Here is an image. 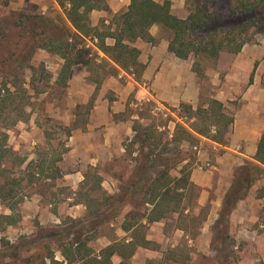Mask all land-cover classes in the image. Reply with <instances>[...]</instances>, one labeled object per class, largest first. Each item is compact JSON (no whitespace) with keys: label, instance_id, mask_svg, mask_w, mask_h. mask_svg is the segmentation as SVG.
<instances>
[{"label":"trees","instance_id":"16d2710c","mask_svg":"<svg viewBox=\"0 0 264 264\" xmlns=\"http://www.w3.org/2000/svg\"><path fill=\"white\" fill-rule=\"evenodd\" d=\"M228 1L232 4V10L228 13L232 23L228 29L215 32V28L220 27L215 25L222 18L210 12L206 4L183 19L172 13L170 1L131 0L125 11L116 14L111 13L108 0L59 1L70 26L57 24L41 15L19 14L15 26L25 32L22 44L7 59H0V199L1 205L11 211V214L0 216L2 223L8 226L19 223L14 216L18 201L13 202L12 199L17 195L16 189L21 191L23 188V178H10V172L3 168L2 163L6 153L7 131L19 122L29 121L31 117L29 109L33 96L25 87L22 77L26 70H30L33 80H51V75L43 66L38 69L30 64L36 50L61 56L65 63L60 80L66 81L74 66L83 64L91 68L95 64L93 60H83L86 56L84 47L79 46L86 39L97 41L96 47L106 56L101 58L97 70H102L105 76H115L121 70L140 81L146 65L140 61L141 50L134 44L142 40L156 45L158 40L150 33L154 26L168 34V51L182 60L192 55H205L217 60L222 52L239 54L245 45L252 42L249 36L252 29L264 36V0ZM94 11L112 15V19L109 22L100 20L98 25H93L91 14ZM8 26L9 22L0 18V44L6 37ZM109 39L113 41L112 44L107 43ZM92 70L97 71L95 68ZM95 82L100 83V80ZM38 86L34 85L32 89L36 94H41L44 90ZM96 89H99V85ZM87 106L86 114L76 115L73 126L61 127L66 137L65 142L59 143L63 149L61 153L55 158L45 156L37 163L29 162L25 168L21 167L28 186L44 182L48 183L49 189L60 177L58 164L68 151V139L80 128L77 123L82 121L84 126L88 123L93 106ZM178 109L184 114L181 117L191 123H177L173 130L169 129L168 120L137 115L139 119L134 120L133 124L134 135L125 147L134 163L133 168L127 179L119 176L116 194L103 190L99 174H92V179L87 174L76 192L87 208L84 217L68 218L69 224L64 227H39L33 236L22 239L18 244L4 240L0 258L11 257L24 264H114L112 257L116 255L121 259L120 264H131L140 248L163 254L160 260L147 259L144 264L179 263L180 257L187 258L178 254L179 247L162 251L161 245L150 240L147 232L154 223L164 222L167 226V222L172 221L174 230L182 231L184 238L195 241L200 237L210 206L198 208L200 188L190 177L198 165V151L203 138L223 146L230 143L229 132L235 114L217 99H211L207 106L200 105L197 109L182 102ZM254 160L258 164L247 162L236 168L219 218L212 226L211 247L218 264H233L230 259L236 254V241L230 233V218L239 202L248 197L255 182L264 179V132ZM24 163L25 160L20 161V164ZM31 166L34 168L31 169ZM258 198H264V189L258 192ZM122 215L121 229L126 236L100 250L93 249L89 244L93 233ZM165 231L167 233V229ZM50 242L58 245L61 260L56 259L54 252H49L45 257L35 256V251L41 245Z\"/></svg>","mask_w":264,"mask_h":264},{"label":"rangeland","instance_id":"374dc122","mask_svg":"<svg viewBox=\"0 0 264 264\" xmlns=\"http://www.w3.org/2000/svg\"><path fill=\"white\" fill-rule=\"evenodd\" d=\"M59 1L62 2V0H40V2L38 3H33L30 0H0V18L4 19L5 22H9L6 37L0 44V59H7L13 52L17 51L22 44L25 32L22 28H18L15 26V22L18 20V16L21 13L41 15L48 20L56 22L57 24L70 26L63 13V10H61ZM204 4L209 7L210 12L222 18V20L217 25H215L220 27H217L215 28L216 30L213 29L214 31H212L215 32L218 30L228 29V26L232 23V20L228 18V13L232 10V4L228 0H188L187 11L188 13H190L191 11L196 10L198 7L203 6ZM113 12L114 11H112L111 13ZM111 19L112 15H108L104 12H95L94 14H91L93 25H98L100 20H107L109 22ZM156 30L157 31L155 33V37L158 40V43L156 45H159L161 43H169L168 34L162 32L159 27ZM250 35L252 38V42L245 45L244 49L245 51H250L252 52V54H254L255 46L261 45L264 47V36H262L261 34H257L253 29L251 30L249 36ZM107 43L112 44L113 41L109 39L107 40ZM27 44H29V42H27ZM96 44L97 41L86 39L84 40L82 45L79 46L80 48L84 47V53L86 56L83 60H93L95 61L96 65L93 64L91 68L88 67L89 69L83 64L74 66L66 81L60 80V73L65 61L61 58V56L49 54L47 51L42 49H38L35 51L30 64L38 69L43 66L45 70L51 75V80L49 82H39V80H33V73L30 70H26L25 75L22 77L25 83V87L33 96L31 100L32 107L31 109H29V111L31 112V117L29 121L19 122L14 128L7 131L8 139L6 143V153L2 163L3 168L10 172V175H8L10 178H19L21 176L23 178V188L21 189V191L16 189L17 195L12 199L13 202L18 201V207L14 212V216L15 218H18L19 223H17V225L15 226H8L4 221V223H2V220H0V250L4 248V240L5 242H10L11 244H18L22 239L33 236L38 231L39 227L55 228L58 225L64 227L69 224V220L66 217L60 219V223L58 224L48 222L44 225H41L40 221L33 217L32 213L34 211V208L31 207L32 205L25 204L27 202H30L34 195H39L42 191L45 192L43 201L44 203L54 198V192L59 193L56 197L59 201L58 203L64 201L67 196H73L74 191L71 187L65 184L64 180L61 179L62 176L60 175V177L58 178L59 181H57L58 179L56 180L57 188L54 189H48L47 186L44 185L46 184L44 182H40L35 186H28L25 174H23L24 169H21V167L25 168L26 164L29 162L37 163L45 156H48L49 159L55 158L59 154V152L61 153L63 149L60 147L59 143L65 142L66 138L61 127L73 126L75 121L77 120L76 115L86 114L88 110V104H92L94 108L98 97H101L100 90L102 91L103 89L104 99L108 100V102L110 103L108 108L110 113L113 114L114 109L112 108V106L114 100H116V82H118L122 86L126 85L128 81L131 80L142 83V80L138 81L139 78L133 77L121 70H119V73L115 76H105L102 70H97L96 66L100 65L101 58H106V56L100 50H98ZM134 45L139 49H143L144 51H147L150 48L149 43L143 42L141 40H137ZM262 50H264V48H262ZM219 55L220 56L217 60H214L211 57H206L205 55H200L198 57L192 55L187 60L176 61L178 64L191 66L192 71L198 77V84L202 90L199 106H207L210 100L213 99L210 98L209 95H216V92H218L219 94L222 89L223 91H225L226 88L222 85L228 82L227 77L230 70L232 69V71H234L236 69H239L237 66L240 65V58L242 56H237V54H230L227 52H222ZM263 61L264 58L258 63L260 64ZM239 67L241 69V67L243 66ZM92 68H95V70L97 71H93ZM88 70H90L91 72H89ZM40 73L41 72H39L38 77H40ZM96 80H100V83H96ZM34 85H39L38 87L42 88L44 92H42L41 94H36L32 89ZM98 85L99 89H97L96 92L88 98V101L86 103H83L82 100L84 99V96H87L88 91H91L90 86H95L97 88ZM144 87L146 91L150 93V95L155 96V92L153 91L149 83H147ZM243 90L244 88L240 89L239 91ZM240 98V96H236L235 99L232 102H229L230 104L227 105L231 113L235 114L234 107L238 106ZM178 108L179 106L173 107L167 104H165L164 107L160 106V104L152 99H150V101L145 100L143 102H139L137 99H135V94L132 93L128 99L124 117H127V119L130 120L129 117L133 114L147 118H149L150 116H154L157 119L161 118L166 121L168 120V124L172 128L170 130H173L177 123L183 124L184 122H187V118L181 117L184 114L180 113ZM98 119H102V115L101 117L97 116V123L100 121ZM108 123L109 124H104L103 126L107 127L109 125H112V135H116V115L111 117V119L109 118ZM190 123L191 122H187V124ZM77 125L80 126V129L84 127L82 121L77 123ZM202 142H204L203 146L205 147L207 146V144H209L204 138L202 139ZM113 155L114 156L112 157V159H109L107 157L106 160L99 165L98 171H90V166L85 168L83 171V173L86 171L90 175L91 179L93 178L92 174H100V176H102L103 178L102 184L104 186V190L108 194H116L117 175L123 174L125 178H127L129 173L125 170L127 169V167L124 166L125 164L122 158H118L119 162H116V141L113 142ZM22 160H25L24 164H20V161ZM116 164L120 165L122 167V170L120 166H117ZM202 167L203 169H206L208 166L204 165ZM30 168L33 169L34 166H31ZM215 179H217V177ZM260 181L262 184H259ZM218 189V194L222 193L224 196L229 190H226V192L224 193L226 189L225 187H215L211 190L210 200L212 198H216L215 192ZM262 189H264V179L255 182L254 186L249 192V195L251 194L252 196L258 197V192ZM77 199L81 200V196L78 195ZM253 202L254 201H250L249 205L254 207ZM207 205H209L211 208L210 203H208ZM254 209L258 211L256 207ZM3 214H11V211L1 205L0 199V216ZM26 215H29L30 217L26 218ZM121 222L122 218L119 217L117 220L99 227L98 230L93 233L94 237L89 242L90 246L95 250H100L116 239L122 238L124 236V233L119 229ZM261 225H263L264 228L263 216L259 218L258 221L254 224V228L260 230ZM165 229H167V233L166 231L164 232ZM149 234L152 236V239L154 241L160 242L165 250H167L168 247L173 248L171 246H176L179 247L178 254H181V256H191L190 260H186L183 259L184 257H180V259L182 260L180 261L181 264H187L189 262L192 263L191 258H194V255H196L197 246L204 243V241H202V238L201 240L200 238H197L193 242H190L189 239L184 238L181 233H177L174 230L172 221H168L167 226L162 224L154 225L151 231H149ZM236 243L238 244L241 242ZM253 243H256V241L253 240ZM49 252H54L55 256H57L56 259H62L58 245L54 242H50L46 245H41L35 251V256L40 255L41 257H45ZM235 252L236 254L234 255V257L230 259L232 260L233 264H239L242 257H248L249 253H251V256L256 255L255 251H251L249 253H247L246 251L243 254L237 250H235ZM145 257V254H139L137 256V259L135 260V263L138 264L139 262L143 261ZM113 258L116 264L117 258ZM186 261L188 262L186 263ZM195 262L197 264H215L211 259H209V257L203 254H197ZM0 264L24 263L21 260L7 257L0 258Z\"/></svg>","mask_w":264,"mask_h":264},{"label":"crops","instance_id":"0c3cea01","mask_svg":"<svg viewBox=\"0 0 264 264\" xmlns=\"http://www.w3.org/2000/svg\"><path fill=\"white\" fill-rule=\"evenodd\" d=\"M30 1L33 3L40 2V0ZM154 1L158 3L170 1L172 13L180 18L185 19L189 15L187 11L188 0ZM130 2L131 0H108L109 6L111 10L114 11V14L125 11L130 5ZM95 12L97 11H94L92 14ZM156 29H158V27L154 26L150 30V33L154 37L157 31ZM149 47L147 51L140 49V61L146 65V69L142 75V83L131 80L128 81L126 85L122 86L116 82V100H114L112 106L114 109L113 114L110 113L108 108L110 103L108 100L104 99L103 89L102 91L100 90L101 97H98L96 105L90 114L88 123L86 126L82 127V129L79 128L74 131L71 134L72 136L68 139L66 143L68 151L65 153L60 164H58V167L60 175L62 176L61 179L74 191L73 196H67L64 201L58 203L59 201L56 197L59 193L54 192V198L44 203L45 192H42L40 194L38 193L39 195H34L30 202L25 203L26 205H32L31 207L34 208L32 213L33 217L38 219L41 225L48 222L58 224L60 223V219L66 217L79 219L87 214L86 206L81 200L77 199L78 195L76 193L88 174L86 171L83 173V171L89 166L90 171H98L99 165L102 164L107 157L112 159L114 156V141H116V162H119L118 158H122L125 164L124 166L127 167L125 170L129 172L127 177H129L134 163L131 162L127 155L125 147L134 135V120L139 119V117L134 114L129 117L130 120L124 117L127 102L132 93L135 94V99L139 102L145 100L150 101V99H152L163 107L165 104L178 107L182 102L192 105L194 109L199 106L202 90L198 84V77L192 71V67L178 64L176 61H181L182 59L177 58L168 51V43H161L156 46H152L151 43H149ZM244 48L237 54V56H242L240 58V65L237 66L239 69L234 71L231 69L227 77V85H222L226 88L225 91L222 89L219 94L216 92V95H209L210 98L224 102L226 106L230 104L229 102H232L236 96H240L241 98L239 99L238 106L234 107L235 121L229 132L230 143L223 146L204 138L209 144L205 147L203 146L204 142H202L198 151V165L194 168L190 178L192 182L200 188V195L197 199L198 208L205 207L208 203L211 204V208L206 222L201 227V235L198 237L200 240L202 238L204 243L197 246L196 255H194V258H191L192 263H187L188 261H186L187 264H197L195 262L197 254H203L209 257L215 264H218L216 253L211 247L212 226L219 218L224 195L222 193L218 194V189L215 192L216 198L210 200L211 190L215 187H225V193L226 190L231 187L233 181L232 177H234L236 168L245 165L247 162L257 163L254 157L258 151V145L264 132V61L260 64L258 63L264 58V50H262L264 47L261 45L255 46L254 54L250 51H245ZM239 66L243 67L240 69ZM251 76L253 77L252 83H250ZM147 83L151 85L155 92V96L150 95V93L146 91L144 86ZM242 88H244V90L239 91ZM90 89L91 91H88V95L84 96L82 100L83 103H86L88 98L97 90L95 86H90ZM101 115L102 119H98L100 121L97 123V116L101 117ZM112 115H116V135H112V125L107 127L103 126L104 124H109V118L111 119V117H113ZM169 129H172L171 126H169ZM136 154L137 153H135V155ZM116 165L120 166L118 164ZM204 165L208 167L203 169L202 166ZM120 168L122 170L121 166ZM119 176L125 178L123 174L117 175L116 193L118 192L120 184ZM100 177L102 178V176ZM216 177L217 179H215ZM57 181H59V179ZM57 181H55L53 186L49 189L57 188ZM102 183L103 178L101 187L104 190ZM259 184H262L261 181ZM44 185L47 186L48 183ZM250 201H254V207L249 205ZM255 207L258 211L254 209ZM263 211L264 198H258L250 194L247 199L239 202L230 218V233L236 242H241L238 244L236 243L234 249L242 254L246 251L247 253L251 251L256 252V255L251 256V253H249V256L247 254L248 257H242L239 264H247V262L248 264H264V228L263 225L260 226V230L254 228V224L258 219L262 216L264 218ZM29 217V215H26V218ZM121 218L122 225L124 216L122 215ZM158 224L165 225L164 222H160L150 226L147 232L150 240L153 239L149 231H151L154 225ZM121 225L119 229L123 232ZM176 232L184 236L182 231ZM123 233V237H125L126 233ZM253 240L256 241V243H253ZM157 243L161 245L162 251H166L160 242ZM171 247L174 248L176 246ZM139 254H145L146 257L138 264H144L147 259L160 260L163 257L161 252L140 248L131 260V264H137L135 260ZM114 257L117 258L116 264H120L121 259L119 256L115 255ZM190 257V255H187V258L184 259L190 260ZM113 262L115 264L114 260Z\"/></svg>","mask_w":264,"mask_h":264}]
</instances>
